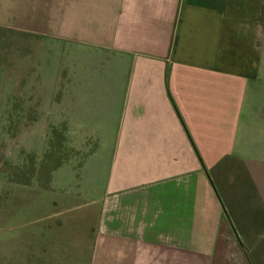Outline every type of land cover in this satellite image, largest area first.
Here are the masks:
<instances>
[{
  "label": "crops",
  "instance_id": "1",
  "mask_svg": "<svg viewBox=\"0 0 264 264\" xmlns=\"http://www.w3.org/2000/svg\"><path fill=\"white\" fill-rule=\"evenodd\" d=\"M8 28L57 41L63 114L43 173L0 162V264H264V0H0Z\"/></svg>",
  "mask_w": 264,
  "mask_h": 264
},
{
  "label": "rangeland",
  "instance_id": "2",
  "mask_svg": "<svg viewBox=\"0 0 264 264\" xmlns=\"http://www.w3.org/2000/svg\"><path fill=\"white\" fill-rule=\"evenodd\" d=\"M44 32L0 30V162L27 173H43L42 146L60 134V59L57 41ZM18 142V150L16 144ZM34 143L33 150H30ZM27 214L28 210L23 209Z\"/></svg>",
  "mask_w": 264,
  "mask_h": 264
}]
</instances>
